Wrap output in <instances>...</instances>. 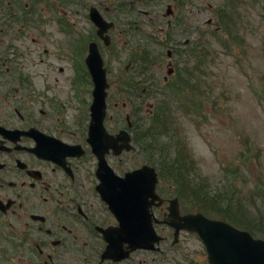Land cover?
<instances>
[{
  "label": "flooded vegetation",
  "instance_id": "flooded-vegetation-1",
  "mask_svg": "<svg viewBox=\"0 0 264 264\" xmlns=\"http://www.w3.org/2000/svg\"><path fill=\"white\" fill-rule=\"evenodd\" d=\"M70 1L0 0V264H208L183 245L193 233L174 244L166 201L153 210L157 250L118 237L86 140L94 84L78 72L88 45L76 46ZM128 47L131 59L145 55L142 41Z\"/></svg>",
  "mask_w": 264,
  "mask_h": 264
},
{
  "label": "rangeland",
  "instance_id": "rangeland-1",
  "mask_svg": "<svg viewBox=\"0 0 264 264\" xmlns=\"http://www.w3.org/2000/svg\"><path fill=\"white\" fill-rule=\"evenodd\" d=\"M131 1L71 0L70 3L73 9L74 35L79 46L85 39L87 43L96 41L92 36L94 27L86 18L91 6L97 7L107 20L115 22L116 25L114 44L111 47L103 45L100 47L110 82L107 101L109 113L114 116V120L107 121L106 126L109 125L114 131H118L125 124V118L130 115L139 137L143 135L148 138L146 129L150 126H146L143 130L140 125L142 120L148 122L152 118V110L154 108L153 113L156 112L159 101L163 103L165 95L162 91L159 93L157 87L163 84V78L169 69V60L165 52L173 49L177 60L184 59L185 48L181 45L183 40L193 41L200 34L205 35L209 32L205 29L217 27L216 21L213 20L215 18L213 11L208 7H215L220 0H187V8L190 10L187 22L191 29L189 32L183 30V33L178 35L173 33L172 44L164 48L161 65H154L155 68H152L147 78L146 74L138 77L141 82L138 92L147 88L150 97L129 95L121 89L127 78L125 66L130 63L131 50L128 47L125 49L127 36L124 32L119 35V30L121 31L122 28L132 30V28L120 24L135 23L120 18L122 14L117 12V6L126 3L127 12L132 4L134 13L139 11L150 13L148 17H138L135 22L136 28L153 41V52L148 53V56L150 54L153 56L161 45L169 43L165 39L164 31H167V23L163 14L167 5L173 1L155 0V3L148 5L146 9L140 8ZM241 8L246 12L247 17L244 19L248 20L244 23L241 21L239 26L245 27L247 36L238 39L237 43L231 42L232 52L227 53L223 45L214 42L213 54L210 58L206 59L200 55L202 70L194 79L198 83L201 82V93L195 96L191 90L181 92L173 89L174 86L171 84L166 86L169 89L170 99L175 96L176 102L181 107L179 128L168 127L156 133L161 138V145L158 147L161 148L160 150L153 151V149L149 150L148 146V149L144 147L141 152L124 156L121 159L123 162L114 163V166L121 173L133 166L165 159L162 162L165 167L173 166L171 182L176 187H181L185 194L190 192L194 194L193 189L201 194L200 198L198 195L193 198L191 202L193 207L190 208L192 211H197L196 209L204 213L206 211L213 216H210L213 219L228 221L230 218L233 220L240 218L245 220L244 224H247V229L252 231L254 237L264 239V98L260 94L264 89V19L258 18L257 14L260 10L258 7L244 4ZM150 18L152 23L148 20ZM209 19L212 22L208 23ZM135 33L137 34V31ZM69 69L70 66H65L66 73H70ZM151 83L155 86L151 87ZM63 84L68 92L71 89L70 82ZM172 91L177 95H173ZM183 103L186 105L182 106ZM173 107L174 105L169 108L166 103L161 108L160 114H167V111L171 113ZM170 130L175 131L173 135ZM174 191L173 193L178 194ZM213 196L214 200H211ZM213 201L215 205L212 206ZM229 201L234 202L232 206H229ZM181 239L185 242L183 245L186 249L194 250L196 259L198 254L203 260H207L198 237L183 233Z\"/></svg>",
  "mask_w": 264,
  "mask_h": 264
},
{
  "label": "water",
  "instance_id": "water-1",
  "mask_svg": "<svg viewBox=\"0 0 264 264\" xmlns=\"http://www.w3.org/2000/svg\"><path fill=\"white\" fill-rule=\"evenodd\" d=\"M90 15L96 26L99 27L100 36L104 37L108 42L109 37L102 34L111 25L104 21L93 8ZM91 49L88 66L96 83L93 93L95 100L92 105L93 123L91 124V134L99 133L101 136L106 135L103 128V120L106 110L105 89L108 85L106 82V71L103 70V61L95 44H92ZM109 139H111L110 146L115 150L116 154L119 155L123 147L126 150H131L129 146L130 138L125 131H121L116 137L109 136ZM119 140H122L124 144H118ZM97 145L98 143L93 144L94 151H97ZM105 166L107 167L104 162L102 167ZM121 181L126 182L127 193L123 194L121 201L114 194L109 199L106 198L109 206L119 217L122 216V211L126 209L127 213L124 217L131 222H135L141 228V233H136L132 238L137 246L152 247L159 240L152 227L153 217L151 214L152 203L157 197V194H155L157 173L153 168L145 165L142 169L127 174ZM115 191L111 190V192ZM170 216H173L172 218L179 216L177 205L170 206ZM200 220L196 221L198 223L191 225L189 229L198 232L204 241L208 250L210 264H264L263 240H255L249 233L236 230L231 225L221 221H211L203 215ZM175 227L177 231L180 230L178 226Z\"/></svg>",
  "mask_w": 264,
  "mask_h": 264
},
{
  "label": "trees",
  "instance_id": "trees-1",
  "mask_svg": "<svg viewBox=\"0 0 264 264\" xmlns=\"http://www.w3.org/2000/svg\"><path fill=\"white\" fill-rule=\"evenodd\" d=\"M177 1L179 3L181 2V0H177ZM235 1H237V0H235ZM247 2L249 5H252L253 7L257 8V5H256L254 0H242L241 4L244 5ZM182 6H183V4H182ZM259 8H260V10H258V13H259L260 19H262V18L264 19V0H259ZM243 15H245V12L241 11L240 5L233 6V1L228 2V0H227L226 3L218 4V6H217V21H219L218 24L221 25L220 27H222L225 30V32L226 31L229 32L228 33L229 37H231V35H232L231 32L234 33V37L231 38L234 43H237L238 39L245 38V36H246L245 33L240 31V27H239V30H238V28H235L236 26L241 24V21L244 22ZM233 18L234 19L238 18L239 22L238 21L234 22ZM236 29H237V31H236ZM219 38H223V37H219ZM203 40H204L205 46L206 45L213 46V43L215 42L216 39H214L213 37L206 36V37H204ZM194 56H197V58H198L199 54L195 52ZM205 58L206 59L208 58V53L205 54ZM200 64H201V60L199 58L196 61L195 67H193L192 65L189 66L190 67V79L192 81L195 80L194 79L195 75H198V73L201 72V71H199L200 70V67H199ZM173 86H174L173 89H175V90L178 89V85L174 84ZM191 89L194 91V94H197V92L200 91L199 90L200 85L198 83L196 85L193 84ZM163 125H165V123ZM148 126H150V127L148 128L149 133L147 136L149 137V141H147V144L149 145L150 148H152L154 150H160L161 148H158V147H159V145H161V143H160L161 138L157 136L156 132L161 127V122L159 120L156 122V120L154 118L153 122L151 124L149 123ZM162 129L163 128L161 127V130ZM159 132L160 131H158V133ZM163 158H164V156H163ZM164 160L165 159L156 160V164H157L158 170L160 171V176L162 178H165L166 176H171L173 173V169L171 170V167H173V166L165 167L162 164V162ZM200 196H201V194H200ZM203 197H204V195H203ZM205 198H206V196H205Z\"/></svg>",
  "mask_w": 264,
  "mask_h": 264
},
{
  "label": "bare ground",
  "instance_id": "bare-ground-1",
  "mask_svg": "<svg viewBox=\"0 0 264 264\" xmlns=\"http://www.w3.org/2000/svg\"><path fill=\"white\" fill-rule=\"evenodd\" d=\"M218 3L219 4H224V3H226V1L225 0H220Z\"/></svg>",
  "mask_w": 264,
  "mask_h": 264
}]
</instances>
